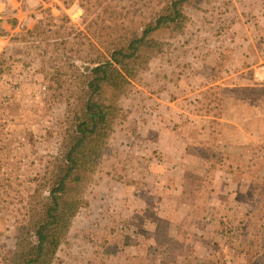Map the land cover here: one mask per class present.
Listing matches in <instances>:
<instances>
[{
	"label": "rangeland",
	"instance_id": "1",
	"mask_svg": "<svg viewBox=\"0 0 264 264\" xmlns=\"http://www.w3.org/2000/svg\"><path fill=\"white\" fill-rule=\"evenodd\" d=\"M222 1L216 2L220 6L212 13L204 14L196 8L189 11L193 20L188 34L192 55L186 68L178 78L162 82L160 85L164 86L158 93L145 91L148 95L142 98V105L135 106L132 120L115 138L120 154L110 177L119 184H111L112 189L110 184L93 187L91 207L76 221L72 246L61 251L57 264H80L76 259L80 247L86 251L81 264H98L109 231L125 236L120 237L121 245L141 241L140 233L145 238L143 258L149 249L151 259L175 263L176 255L150 245L152 240L146 236L154 225L148 224L146 213L141 221L137 209H125L132 204L127 198L137 196V182L144 181L146 175L135 170L129 172L133 176L125 174L123 166L130 168L131 162L136 161L137 169H148L147 161L138 163L137 157L130 161L129 156L154 155L147 142L155 130L145 129L146 120L154 118H159L161 133L154 163L158 171L162 172L164 159L159 156L163 158L165 150L181 153L170 159L173 165L183 161L205 166L203 171L186 178L183 193L180 188L172 193L158 189L160 201L185 210L199 205L194 209L207 214L198 201L202 192L213 189L214 179L220 178L219 196L227 206L214 210L224 232L221 243H216L219 253L215 258L219 264H256L258 246H253L247 261L245 254L238 257L237 251L232 250L247 249V242L264 240V0H230L227 7L221 6ZM90 19L84 15L80 0H0V119L6 124L3 159L13 179L36 175L56 153L60 139L58 123L66 105L58 103L50 89L54 84L53 39L59 25L85 30ZM43 30L49 32L44 34ZM134 99L135 96L127 102L129 106ZM209 166L213 168L207 174L205 169ZM124 176L135 190L131 186L127 191L122 188L126 186ZM160 226V239L167 249L168 245L176 251L184 246L185 230H179L175 237L178 229L169 220ZM232 232L235 234L228 237ZM168 235L173 237L171 241L166 240ZM23 245L24 234L15 213L0 208L2 253L15 255ZM134 253H126L128 259ZM107 258L121 264L115 254Z\"/></svg>",
	"mask_w": 264,
	"mask_h": 264
},
{
	"label": "trees",
	"instance_id": "2",
	"mask_svg": "<svg viewBox=\"0 0 264 264\" xmlns=\"http://www.w3.org/2000/svg\"><path fill=\"white\" fill-rule=\"evenodd\" d=\"M218 1L80 0L91 17L86 29L58 26L50 89L66 107L56 153L36 175L20 180L7 172L6 124L0 119V208L15 213L24 234L15 255L0 249V264H57L61 251L72 246L76 221L91 207L90 191L112 187L120 154L115 138L132 120L135 106L142 105L145 91L158 93L162 82L178 78L188 64L189 11L212 13ZM246 244L258 246L256 264H264V240Z\"/></svg>",
	"mask_w": 264,
	"mask_h": 264
},
{
	"label": "crops",
	"instance_id": "3",
	"mask_svg": "<svg viewBox=\"0 0 264 264\" xmlns=\"http://www.w3.org/2000/svg\"><path fill=\"white\" fill-rule=\"evenodd\" d=\"M146 121L147 123L145 125V129L150 127L153 130H155L154 134L148 136V142H147V145L149 146L148 150L153 149L152 151H154V155H152V153L150 154L145 153L146 157L143 158L142 153H139V155L133 153V156H129L130 161L133 158L136 159V157L139 158L138 163L139 161H144V160L147 161L146 163L149 164L148 169H137L139 165L135 163L136 161L131 162L132 166L130 168H128V165L123 166V169L125 170V174L129 173L132 170H135L136 172L140 171L143 175L144 174L146 175L144 181L137 182V185H140V189L137 188V190H135L134 187H132V185H129V183L126 181L125 179L126 175L123 177L125 181L124 185L126 186H123L121 184L122 188L125 187L127 191L128 187L131 186L135 190V193L137 195V196H132L129 199L125 197L127 198L128 201L132 202V204L129 205V207L126 206L127 207L126 208L124 206L126 211H131L132 208L137 209L138 210L137 212L142 215L143 219L141 221L144 220L143 213L144 212L146 213L144 215L148 216V224L154 225L153 231L148 234L146 233L147 234L146 238L148 239V237H150V240H152V243L150 242L151 246H155V247L158 246L165 253H169L171 255L177 256V258L175 259V263L170 262V264H206L207 262H211V263L214 262L213 264H219L218 260L215 258L216 254H218L219 251L216 252L215 248H216V243H218V245L221 243L220 240H222V238L224 237V232L220 228L221 222L217 220L218 214L214 213V210L220 211V209L223 210L227 206V203L222 201L221 197L219 196L220 186H222V183L220 182V178H218V180L214 179L215 184L213 186V189H211L209 192L206 193L202 192L201 194L202 198H200L198 201L200 206H202V208L208 211L207 214L200 213L198 211L199 209H194V207L199 205H193L192 209L189 206V208L185 210L183 208L180 209L181 206L174 205L175 207H172L170 206L169 203H164L160 201V197L158 196L157 193L158 189H166L168 192L172 193L174 190L180 188L181 193H183V190H185L186 188L185 187L186 178H188V176L194 173H197L198 171L199 172L203 171L205 166L204 165L201 166V162L197 165H192L185 163L183 161L177 165H173L171 164L170 159H172L175 156H180L181 153L179 151H176L177 153L172 154V151L165 150L164 157L162 158L161 156H159L161 159H164L161 162L162 172L158 171L157 167H154V163L156 161L155 153L158 150L157 147L160 146V141H159V135L161 134L159 127L160 125L157 124L159 122V118L147 119ZM143 136L146 139V135ZM126 161L128 162V160ZM187 162H190V160H187ZM211 168L213 167L209 166V168L207 167V169H205V171H207V174L211 172L212 170ZM120 172H122V169ZM129 174L132 175L131 173ZM111 184L112 186H116L119 183L116 181L115 182L111 181ZM141 185H143L142 188ZM120 186H118L117 188H119ZM146 187L147 190H143V188ZM112 188L113 187H111V189ZM149 189H151V191H149ZM98 198L101 199V197ZM107 199H110V197H108ZM174 210H177L176 215L174 214ZM166 220H169L172 223V225H174L178 229V231L174 233L175 237H177V233L179 232V230L182 231L185 230V233L187 234L186 242L184 246L177 251L173 249L170 245H168L169 248L167 249L164 246L165 242L162 241L163 239H160V237L162 236L161 233L162 229L160 223H164ZM115 234H112L110 231L108 232L109 240L105 246L103 245V247L105 248L101 247L102 257H101V261H98V264H115L111 261V259L107 258V257H111L112 254H115L118 257V259H120L119 262L121 264H148L149 262H154L155 264L164 263L151 259L149 255V251H150L149 249L146 251L147 255H145V257L143 258L144 250L142 249V247L144 245L142 239L145 238H142L140 233H139V239H141V241L138 242V240H134V242L133 241H130L129 243L125 242L122 245H121V243L123 242L122 238L125 236L121 234L118 235ZM233 234H235V232L229 233L227 236L232 237ZM169 236L170 235H168V237ZM169 238L170 239L168 241H171L173 239L172 236H170ZM131 243L133 246L131 245ZM246 245H247V249H242V250L234 249L232 250V252L237 251L238 257H240V254H245L247 261V256L251 254L252 249L249 247L248 244ZM132 250H134L135 253L131 255L130 259H128L126 253H129ZM83 253L84 255H86V251L82 247H80V249L78 248L76 253L77 263L80 261L79 263L81 264ZM198 259L204 262L200 263L198 262Z\"/></svg>",
	"mask_w": 264,
	"mask_h": 264
}]
</instances>
